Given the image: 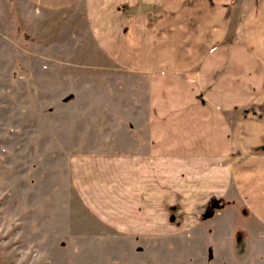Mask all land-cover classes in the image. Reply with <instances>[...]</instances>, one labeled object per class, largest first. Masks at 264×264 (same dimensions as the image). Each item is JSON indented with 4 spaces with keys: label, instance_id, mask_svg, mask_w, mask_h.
<instances>
[{
    "label": "crops",
    "instance_id": "obj_1",
    "mask_svg": "<svg viewBox=\"0 0 264 264\" xmlns=\"http://www.w3.org/2000/svg\"><path fill=\"white\" fill-rule=\"evenodd\" d=\"M26 1L78 18L71 39L95 50L75 82L70 161L93 219L176 236L234 199L264 220V0Z\"/></svg>",
    "mask_w": 264,
    "mask_h": 264
},
{
    "label": "rangeland",
    "instance_id": "obj_2",
    "mask_svg": "<svg viewBox=\"0 0 264 264\" xmlns=\"http://www.w3.org/2000/svg\"><path fill=\"white\" fill-rule=\"evenodd\" d=\"M72 20L0 0V264H264V220L244 202L211 201L197 226L165 237L113 234L84 209L71 118L79 66L97 61Z\"/></svg>",
    "mask_w": 264,
    "mask_h": 264
}]
</instances>
